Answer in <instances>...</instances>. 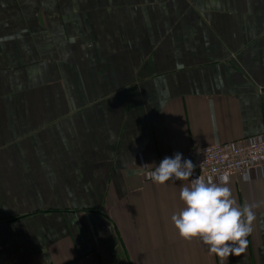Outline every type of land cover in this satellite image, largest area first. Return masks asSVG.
<instances>
[{"label":"crops","instance_id":"obj_1","mask_svg":"<svg viewBox=\"0 0 264 264\" xmlns=\"http://www.w3.org/2000/svg\"><path fill=\"white\" fill-rule=\"evenodd\" d=\"M264 135V0H0V264H221L165 157ZM147 166V167H144ZM256 220L264 168L227 185Z\"/></svg>","mask_w":264,"mask_h":264},{"label":"clouds","instance_id":"obj_2","mask_svg":"<svg viewBox=\"0 0 264 264\" xmlns=\"http://www.w3.org/2000/svg\"><path fill=\"white\" fill-rule=\"evenodd\" d=\"M147 167V166H144ZM196 165L182 159L181 153L165 157L159 166L147 172V178L164 185L170 180L188 181ZM245 181L248 175L243 177ZM227 174L219 177V183L209 177L198 176L189 185L181 187L179 198L184 207L171 216L178 235L186 241L199 239L208 246L210 255L217 256L225 264L230 255L239 256L247 248V237L253 231L256 215L252 205H237L227 186Z\"/></svg>","mask_w":264,"mask_h":264},{"label":"built area","instance_id":"obj_3","mask_svg":"<svg viewBox=\"0 0 264 264\" xmlns=\"http://www.w3.org/2000/svg\"><path fill=\"white\" fill-rule=\"evenodd\" d=\"M181 154L182 159L191 160L196 165L190 179L198 176L205 179L210 177L213 182L219 183V177L225 174L229 180L235 176L245 175L250 178L254 169L264 168V135L250 137L242 142L214 143Z\"/></svg>","mask_w":264,"mask_h":264}]
</instances>
